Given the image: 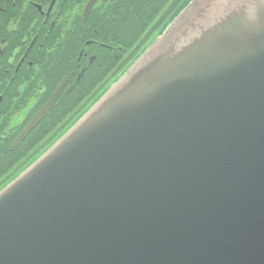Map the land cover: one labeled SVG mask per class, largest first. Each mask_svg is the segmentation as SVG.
<instances>
[{
    "label": "water",
    "instance_id": "obj_1",
    "mask_svg": "<svg viewBox=\"0 0 264 264\" xmlns=\"http://www.w3.org/2000/svg\"><path fill=\"white\" fill-rule=\"evenodd\" d=\"M90 105L0 187V264H264V0H189Z\"/></svg>",
    "mask_w": 264,
    "mask_h": 264
},
{
    "label": "flooded vegetation",
    "instance_id": "obj_2",
    "mask_svg": "<svg viewBox=\"0 0 264 264\" xmlns=\"http://www.w3.org/2000/svg\"><path fill=\"white\" fill-rule=\"evenodd\" d=\"M90 2L91 0H26L22 7L17 8L18 13L14 12L15 9H11L12 12L9 13L0 7L1 168L11 170L12 167L18 166L20 154L30 153L37 145L41 146L50 138L49 131L42 138V142L36 143L32 132L44 121L56 103L57 107L61 105L65 99L61 97L62 94L72 92V95H75L78 89V86H75L81 84L86 69L96 60L97 54H88L81 49L82 27L85 22L92 23L95 29L91 31L94 34L99 28L101 34L108 36L107 40L101 39V35L97 36L101 42L99 46L103 49L99 48L100 57H104L108 53L111 54L112 49L117 54L124 51L120 45H111V37H123L125 40L130 37L131 29L125 27L122 21L128 14L126 26L131 25L132 9L140 8L149 13L150 28L146 34L153 30L150 37L175 11V0H94L84 16L85 8ZM19 17H22L20 20L23 19L21 25ZM111 29L113 30L110 31ZM115 29L119 31H114ZM90 43L91 41H88L86 45L89 46ZM124 56H118L119 69L101 89L126 66ZM127 57H130V54ZM82 71L83 74L79 77ZM84 81L88 83L89 80L86 78ZM63 82V89L47 116L30 131L19 146L11 149L16 138L38 113L37 101L39 104L45 102L43 107ZM101 89L85 106L92 102ZM14 119H17V123L11 126ZM1 181L0 178V186L4 184Z\"/></svg>",
    "mask_w": 264,
    "mask_h": 264
},
{
    "label": "trees",
    "instance_id": "obj_3",
    "mask_svg": "<svg viewBox=\"0 0 264 264\" xmlns=\"http://www.w3.org/2000/svg\"><path fill=\"white\" fill-rule=\"evenodd\" d=\"M188 1L189 0H175V14ZM25 2L26 0H0V7L7 10V12L9 11V13L12 12L11 9H15L16 11L14 12L18 13L17 8L22 7ZM131 12L133 15V18L131 19V25L129 24L126 26L127 18L129 17L128 14H126L122 21V24L125 25V27L131 29L130 37H127V40H125V38L123 37L119 39L117 37H111V45L115 43L114 46L120 45L124 49V51L120 52L119 54L113 51L111 54L108 53L106 54V56L100 57L101 51L99 50V48L102 49V47L99 46L101 42L99 41L98 37L101 35V39L107 40L108 36L101 34V30L99 28H97L98 30L96 29L98 32L94 34L91 30H93V28L95 29V27L92 26V23L89 21L83 24L81 49H84V52H88V54H97L96 60L91 66L86 69L87 72L84 75L81 84H78L76 86L74 85L75 87L78 86L75 95H72V92L68 93L67 95L62 94L61 97H65V99L62 101L61 105L57 107L56 103V106H54V108L50 111L44 121L32 132V135L34 134L36 138V143L42 142V138H44L49 131L51 133L50 138L46 140L41 146L37 145L30 153L25 155L20 154V163L18 166L12 167L11 170L0 167V178L2 179V183L6 184L23 169H25L29 164H31L41 154V152L67 126H69V124L73 120V118H71V114L79 110L91 97H93L101 89L103 84H105L113 75V73L116 72V70L119 68L118 56L123 57L124 54H126L124 56V62L126 61V63H128L147 42L150 35L153 33L152 30L151 32L146 34V31L150 28L148 16L149 13H146L144 10L142 11V9L140 8L137 10L132 9ZM20 15H22V13ZM21 18L22 17H19L20 25L23 20H20ZM23 29H25V27H23ZM112 30L113 29H111L110 31ZM114 31L119 30L115 29ZM88 41H91V43L89 44L90 47L86 45V42ZM65 54H67L66 51ZM129 54L131 58L127 57V55ZM67 55L69 56V54ZM76 57H78L77 53ZM113 64H115V66ZM86 78H88L89 80L88 83L84 81ZM44 103L39 104L37 101L36 112L41 109ZM3 162H5V160H3ZM4 184H2L1 186H3Z\"/></svg>",
    "mask_w": 264,
    "mask_h": 264
},
{
    "label": "bare ground",
    "instance_id": "obj_4",
    "mask_svg": "<svg viewBox=\"0 0 264 264\" xmlns=\"http://www.w3.org/2000/svg\"><path fill=\"white\" fill-rule=\"evenodd\" d=\"M50 98H51V97H50ZM50 98H49V99H50ZM48 101H49V100H48ZM48 101H47V102H48ZM89 105H90V104H87L86 106L83 105L82 108L79 109L80 111L77 110L75 113H73L72 118H73V119L76 118V117H77L81 112H83V110H84L87 106H89ZM90 107H91V105H90ZM39 111H40V110H39ZM39 111H38V112H39ZM78 111H79V112H78Z\"/></svg>",
    "mask_w": 264,
    "mask_h": 264
},
{
    "label": "rangeland",
    "instance_id": "obj_5",
    "mask_svg": "<svg viewBox=\"0 0 264 264\" xmlns=\"http://www.w3.org/2000/svg\"><path fill=\"white\" fill-rule=\"evenodd\" d=\"M89 47H90V46H89ZM112 52H113V49L111 50V53H112ZM118 69H119V68H118ZM118 73H119V72H118ZM118 73H117V74H118ZM117 74H116V75H117ZM116 75H115V76H116ZM85 104H86V103H85ZM85 104H84V105H85ZM16 123H17V119H14V120L12 121V123H11V126H15Z\"/></svg>",
    "mask_w": 264,
    "mask_h": 264
}]
</instances>
